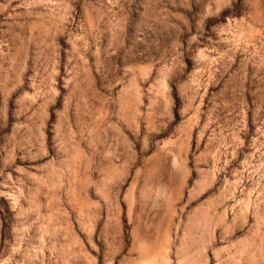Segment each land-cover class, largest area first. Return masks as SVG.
<instances>
[{"label":"rangeland","instance_id":"1","mask_svg":"<svg viewBox=\"0 0 264 264\" xmlns=\"http://www.w3.org/2000/svg\"><path fill=\"white\" fill-rule=\"evenodd\" d=\"M0 264H264V0H0Z\"/></svg>","mask_w":264,"mask_h":264}]
</instances>
